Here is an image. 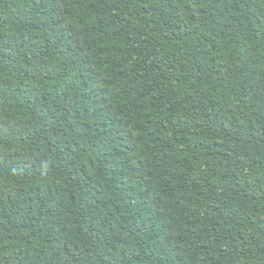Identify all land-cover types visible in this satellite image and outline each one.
Here are the masks:
<instances>
[{"label":"trees","instance_id":"1","mask_svg":"<svg viewBox=\"0 0 264 264\" xmlns=\"http://www.w3.org/2000/svg\"><path fill=\"white\" fill-rule=\"evenodd\" d=\"M0 264H264V0H0Z\"/></svg>","mask_w":264,"mask_h":264}]
</instances>
